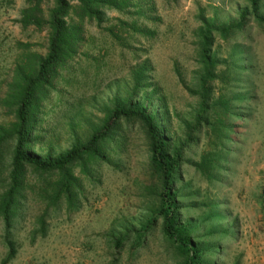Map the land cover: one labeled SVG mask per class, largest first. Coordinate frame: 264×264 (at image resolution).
<instances>
[{
    "label": "rangeland",
    "instance_id": "374dc122",
    "mask_svg": "<svg viewBox=\"0 0 264 264\" xmlns=\"http://www.w3.org/2000/svg\"><path fill=\"white\" fill-rule=\"evenodd\" d=\"M126 1L123 10H106L99 24L70 11L66 22L80 26L82 40L40 101L35 152L58 156L83 143L115 103L152 105L180 150V223L204 251L199 264H264V0L257 14L250 0ZM27 6L26 0H0L3 127L14 122L15 107L6 97L16 69L48 48L54 1H40L41 26L22 27ZM206 24L213 25L216 62L206 83L208 110L199 89L198 30ZM237 24L242 27L222 35L223 27ZM115 133L105 159L90 165L89 178L74 169L83 187L75 209L65 203L57 211L48 208L42 198L47 185L27 174L9 237L16 252L7 264H185L163 236L160 219L140 246H132L136 231L156 214L160 181L149 166L143 127L121 121ZM10 151L7 146L0 158V193ZM47 210L41 235L38 219ZM5 235L0 218V264L8 253Z\"/></svg>",
    "mask_w": 264,
    "mask_h": 264
},
{
    "label": "trees",
    "instance_id": "16d2710c",
    "mask_svg": "<svg viewBox=\"0 0 264 264\" xmlns=\"http://www.w3.org/2000/svg\"><path fill=\"white\" fill-rule=\"evenodd\" d=\"M40 1L26 0L28 6L21 13L22 27L41 26ZM53 1L54 7L49 11L47 19L49 29L47 53L33 62L28 60L26 66L16 69L14 81L9 86L6 97V104L15 107L14 122L8 127L0 125V158L5 156L7 146H10L11 150L7 166V184L0 193V218L5 226L8 247L6 258L1 264H7L15 256L16 251L9 238L10 230L27 188V174L34 175L39 184L47 185L44 190L45 196L42 195V198L47 202L48 208L52 207L57 211L59 205L65 203L67 209H75L83 194V187L81 179L73 172L74 169L79 168V173L89 178L90 165L93 161L105 159L106 147L114 139L115 131L121 121L127 123L136 121L143 127L148 144L149 166L160 181L156 214L136 231L132 246H140L146 232L153 227L157 219H160L163 236L176 245L186 257L185 264H199L204 251L196 246L189 230L180 223L178 193L175 189V177L181 164L180 150L172 147L163 123L153 111L152 105H133L129 100L115 103L106 112L101 126L83 143L73 145L58 156L35 152L32 133L40 101L53 88L58 69L76 54L82 40L80 26H71L66 22L70 11L74 10L81 21L95 20L99 24L106 10H123L127 5L126 0H73L76 2L74 6L70 4V0ZM250 2L253 11L257 14L261 0H250ZM212 26L206 24L198 30L199 57L202 66L199 89L204 110H208L209 107L206 83L211 79L216 65L210 54ZM241 27L242 24H237L223 27L220 31L226 36ZM138 80L136 79L137 85H139ZM219 105L227 111L228 105L224 100H220ZM48 212L45 211L38 219L41 235L45 234ZM126 234L116 237V247L121 246Z\"/></svg>",
    "mask_w": 264,
    "mask_h": 264
}]
</instances>
